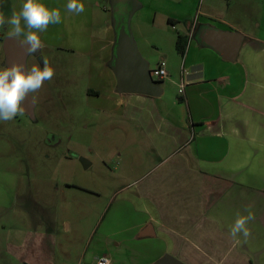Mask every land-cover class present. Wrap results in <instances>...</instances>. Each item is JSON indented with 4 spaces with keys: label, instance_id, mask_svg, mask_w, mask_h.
I'll use <instances>...</instances> for the list:
<instances>
[{
    "label": "crops",
    "instance_id": "0c3cea01",
    "mask_svg": "<svg viewBox=\"0 0 264 264\" xmlns=\"http://www.w3.org/2000/svg\"><path fill=\"white\" fill-rule=\"evenodd\" d=\"M22 2L0 0V14L9 18L20 11ZM43 2L59 7L62 22L40 33L43 47L34 54L26 52L25 64L29 60L30 66L42 65L45 52L84 56L90 107L125 121L124 131L131 126L129 153L135 150L140 164H147L121 187L126 196L118 205L109 214L105 208L100 229L91 234L92 246L89 241L86 250L94 257L97 252L98 257L107 256L110 264V256L118 252L142 254L137 257L140 264H154L165 255L183 264H264V21L251 27L234 23L231 5L216 17L208 6L193 28L187 22L182 32L177 31L187 38L184 55L176 51L181 63L174 68L168 60L167 68L164 65L168 74L158 80L161 93L148 96L115 90L110 10L80 0L85 11L75 15L66 11L67 0ZM209 28L242 35L234 60L203 42L201 36ZM8 31L7 25L0 27V68L8 66L3 48ZM182 66L186 85L175 99L166 90L173 81L170 75L179 82ZM132 171L127 167L123 178ZM106 202L99 203L98 214ZM237 210L245 215L250 210L254 216L247 225L251 235L245 240L240 234L239 242L230 236ZM47 223L43 230L18 228L8 235L15 264H65L63 256H56V218ZM148 225V235H141ZM69 250V245L62 249ZM94 257L79 256L74 264H91Z\"/></svg>",
    "mask_w": 264,
    "mask_h": 264
},
{
    "label": "rangeland",
    "instance_id": "374dc122",
    "mask_svg": "<svg viewBox=\"0 0 264 264\" xmlns=\"http://www.w3.org/2000/svg\"><path fill=\"white\" fill-rule=\"evenodd\" d=\"M91 1L113 14L123 0ZM129 5L132 11L127 20L128 32L148 68L162 61L167 68L168 60L174 68L179 67L182 57L174 47L177 31L182 32L187 22L192 26L197 17L203 19L208 6L216 17L224 15L231 5L234 23L251 27L264 21V0H131ZM129 5L121 6V11L128 10ZM169 17L178 19L176 24L168 23ZM44 58L55 74L38 92L30 94L33 116L23 113L10 121H0V262L15 264L7 244L14 230H43L49 218L57 221V257L63 256L65 264H74L79 256L93 259L86 248L91 234L100 229L105 208L109 214L126 196L121 187L138 176L136 170L147 166L140 164L135 150L129 153L131 126L124 131L125 121L90 107L86 58L64 51L50 55L45 52ZM26 64L31 67L29 60ZM169 77L173 81L166 94L176 99L178 79ZM127 167L135 172L127 174L125 180ZM64 182L94 192L67 188ZM105 201L98 214L99 203ZM92 242L91 239L89 248ZM65 245L70 250L63 253ZM99 255L95 253L90 263L95 264ZM110 257L111 264H140L137 257L142 254L118 252Z\"/></svg>",
    "mask_w": 264,
    "mask_h": 264
},
{
    "label": "clouds",
    "instance_id": "9594fccd",
    "mask_svg": "<svg viewBox=\"0 0 264 264\" xmlns=\"http://www.w3.org/2000/svg\"><path fill=\"white\" fill-rule=\"evenodd\" d=\"M66 11L79 15L85 11V6L80 0H67ZM62 22L59 7L50 8L43 0H23L20 11H13L5 19L0 14V27L8 26V36L20 40L26 46L29 54H34L43 47L40 33L46 32L49 25ZM55 69L50 66L47 58L43 59V66L33 64L28 67L19 61H13L7 67L0 68V121L7 122L17 115H22L25 110L24 101L32 93L38 92L45 81L53 78ZM254 216L250 210L242 214L239 210L235 213V220L230 225V236L239 242L242 234L245 240L251 235L248 228L249 221Z\"/></svg>",
    "mask_w": 264,
    "mask_h": 264
},
{
    "label": "water",
    "instance_id": "95a60500",
    "mask_svg": "<svg viewBox=\"0 0 264 264\" xmlns=\"http://www.w3.org/2000/svg\"><path fill=\"white\" fill-rule=\"evenodd\" d=\"M131 3V0H128ZM132 9L127 12L126 19L121 17L115 19L113 12V25L115 32V42L111 59V68L115 75L116 87L118 93H136L148 96H158L161 93L159 81L154 80L149 72L146 61L141 58L136 47L131 41L127 20L131 15ZM203 42L216 50L223 58L234 60L240 49L242 35L238 32H228L213 28L205 29L202 34ZM3 48L6 53L7 65L13 61H19L25 64L26 46L20 40L6 37L3 42ZM24 113L33 116L34 101L30 95L24 101ZM84 166L87 162L81 159ZM146 226L141 235H148ZM154 264H183L181 261L171 255H165Z\"/></svg>",
    "mask_w": 264,
    "mask_h": 264
},
{
    "label": "built area",
    "instance_id": "2783aa9c",
    "mask_svg": "<svg viewBox=\"0 0 264 264\" xmlns=\"http://www.w3.org/2000/svg\"><path fill=\"white\" fill-rule=\"evenodd\" d=\"M194 23H192V28L194 27ZM149 72H150V75L153 79L157 78L158 80L166 77L168 74L166 68L164 67L163 61L160 64H158L156 67L149 68ZM185 74H187V71L182 66L181 67V76H180L179 82H178V93L181 95L183 94L184 88L186 85V81L184 79ZM95 264H110V259L107 256L102 255L96 259Z\"/></svg>",
    "mask_w": 264,
    "mask_h": 264
},
{
    "label": "trees",
    "instance_id": "16d2710c",
    "mask_svg": "<svg viewBox=\"0 0 264 264\" xmlns=\"http://www.w3.org/2000/svg\"><path fill=\"white\" fill-rule=\"evenodd\" d=\"M129 4H130V1H128V0H125V1L123 0L122 2L118 3V7H119L118 12H119V15H118L117 19L123 17L124 18V21H125L126 16H127V12L130 10V5ZM126 5H129V6H127V9L128 10L123 9V11H121L120 7L121 6L122 7H125ZM115 15L117 16V13H115ZM168 23L174 24V23H176V21H173L171 19H168ZM174 45H175V50L180 55H184L185 49H186V45H187V38L184 35L177 33L176 34L175 44Z\"/></svg>",
    "mask_w": 264,
    "mask_h": 264
},
{
    "label": "flooded vegetation",
    "instance_id": "af4514ba",
    "mask_svg": "<svg viewBox=\"0 0 264 264\" xmlns=\"http://www.w3.org/2000/svg\"><path fill=\"white\" fill-rule=\"evenodd\" d=\"M125 1V0H124ZM120 2V1H119ZM118 10H119V7H118V4L115 6V9H114V16H116L115 15V13H117V16L115 17L116 18V20H117V17H118V15H119V12H118Z\"/></svg>",
    "mask_w": 264,
    "mask_h": 264
}]
</instances>
